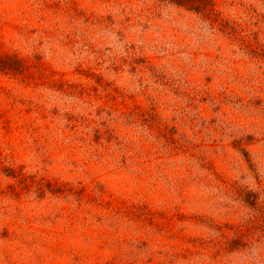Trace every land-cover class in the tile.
Returning <instances> with one entry per match:
<instances>
[{"label": "rangeland", "instance_id": "rangeland-1", "mask_svg": "<svg viewBox=\"0 0 264 264\" xmlns=\"http://www.w3.org/2000/svg\"><path fill=\"white\" fill-rule=\"evenodd\" d=\"M0 264H264V0H0Z\"/></svg>", "mask_w": 264, "mask_h": 264}, {"label": "trees", "instance_id": "trees-1", "mask_svg": "<svg viewBox=\"0 0 264 264\" xmlns=\"http://www.w3.org/2000/svg\"><path fill=\"white\" fill-rule=\"evenodd\" d=\"M177 5L184 6L187 9L202 10L209 0H169Z\"/></svg>", "mask_w": 264, "mask_h": 264}]
</instances>
